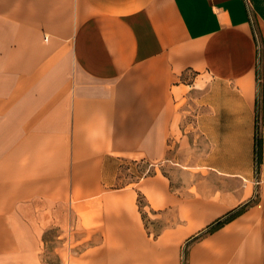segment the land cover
I'll list each match as a JSON object with an SVG mask.
<instances>
[{
	"label": "crops",
	"instance_id": "crops-1",
	"mask_svg": "<svg viewBox=\"0 0 264 264\" xmlns=\"http://www.w3.org/2000/svg\"><path fill=\"white\" fill-rule=\"evenodd\" d=\"M49 231L61 264H264V0H0V264Z\"/></svg>",
	"mask_w": 264,
	"mask_h": 264
},
{
	"label": "rangeland",
	"instance_id": "rangeland-1",
	"mask_svg": "<svg viewBox=\"0 0 264 264\" xmlns=\"http://www.w3.org/2000/svg\"><path fill=\"white\" fill-rule=\"evenodd\" d=\"M121 168L122 177H124V182L129 181L133 182L137 178L142 177L146 174H150L153 172V167H151L148 163L143 162L142 160H123L117 161ZM56 232L49 231L46 235V238L49 240L48 243L41 249L42 252V262L43 264H61V260L55 251V243L54 241ZM69 253L64 254L65 263L72 264L70 261L68 262L67 257ZM71 258V257H70ZM72 259V258H71Z\"/></svg>",
	"mask_w": 264,
	"mask_h": 264
},
{
	"label": "built area",
	"instance_id": "built-area-1",
	"mask_svg": "<svg viewBox=\"0 0 264 264\" xmlns=\"http://www.w3.org/2000/svg\"><path fill=\"white\" fill-rule=\"evenodd\" d=\"M245 4L247 5L248 9L250 10V0H244ZM252 21V18H251ZM257 37V35H256ZM260 52V47L258 46V53ZM256 83H257V106H256V126H257V136H258V132H259V126H260V104H261V94H260V89H261V85H262V76L261 74L258 72L257 76H256ZM256 184H258V181H255Z\"/></svg>",
	"mask_w": 264,
	"mask_h": 264
},
{
	"label": "trees",
	"instance_id": "trees-1",
	"mask_svg": "<svg viewBox=\"0 0 264 264\" xmlns=\"http://www.w3.org/2000/svg\"><path fill=\"white\" fill-rule=\"evenodd\" d=\"M257 153L260 154V143L259 142L257 144ZM237 213L238 212L233 213V214L229 215L228 217H226L225 219L220 220V221H217L213 226H211V228L209 229V231H212V230L220 227L222 224H224L225 222H227L228 220H230L231 218H233Z\"/></svg>",
	"mask_w": 264,
	"mask_h": 264
}]
</instances>
